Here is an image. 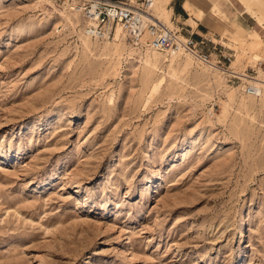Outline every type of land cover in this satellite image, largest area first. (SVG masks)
Listing matches in <instances>:
<instances>
[{
  "label": "rangeland",
  "instance_id": "obj_1",
  "mask_svg": "<svg viewBox=\"0 0 264 264\" xmlns=\"http://www.w3.org/2000/svg\"><path fill=\"white\" fill-rule=\"evenodd\" d=\"M34 1L0 0V264H264V0L206 3L219 71Z\"/></svg>",
  "mask_w": 264,
  "mask_h": 264
},
{
  "label": "built area",
  "instance_id": "obj_2",
  "mask_svg": "<svg viewBox=\"0 0 264 264\" xmlns=\"http://www.w3.org/2000/svg\"><path fill=\"white\" fill-rule=\"evenodd\" d=\"M72 6L83 19V32L94 39L111 37L116 29H122L123 38L134 48L149 50L164 56L188 54L201 62L218 67L220 60L231 61V54L223 52L210 39L195 40L179 29H171L153 11V0H72ZM211 43L217 60L211 61V52L205 49ZM261 66V64H259ZM246 93L254 94L250 85Z\"/></svg>",
  "mask_w": 264,
  "mask_h": 264
},
{
  "label": "crops",
  "instance_id": "obj_3",
  "mask_svg": "<svg viewBox=\"0 0 264 264\" xmlns=\"http://www.w3.org/2000/svg\"><path fill=\"white\" fill-rule=\"evenodd\" d=\"M156 2L158 4H155L156 6L154 14L164 24H174V26L177 27L176 29L181 30L184 35L191 34L192 37L197 41H200L202 37H204L210 39L214 43H217L218 48L223 47L224 51L230 49L229 46H224V44H222L224 43V41L218 39V29L223 28L225 25H229L228 21L223 19L221 15L216 16V14L213 12V15L209 13L211 6H209L210 9L206 7V3L209 2L208 0H155V3ZM162 3H166L167 6L171 8H169V12H167V17H165L163 13L159 11V4ZM215 5V3L212 4V6ZM195 9L202 10V16L200 18L194 17L197 14ZM189 12L191 14H194V16L189 14ZM187 21L195 22V25H192ZM234 23L237 25V27L240 26L242 30H247L248 28L252 27L250 20L246 19L243 16H237V19ZM257 40L258 37L255 34H252L251 39L247 40V44L255 47ZM205 47V49L209 51L211 50L212 44L207 43ZM211 54H213V52H211Z\"/></svg>",
  "mask_w": 264,
  "mask_h": 264
},
{
  "label": "bare ground",
  "instance_id": "obj_4",
  "mask_svg": "<svg viewBox=\"0 0 264 264\" xmlns=\"http://www.w3.org/2000/svg\"><path fill=\"white\" fill-rule=\"evenodd\" d=\"M29 1H33V0H29ZM34 2H36L37 3V8L39 9V10H43V11H47L49 8H50V5L49 4H47V3H44L43 2V0H37V1H34ZM49 2H51V3H54L52 0H49ZM162 5V4H161ZM160 5V8H159V11L160 12H162L163 13V15L165 16V17H167V10L164 8V6L162 5L161 6ZM69 8H70V10L72 11V12H77L78 13V11L77 10H75L74 8H73V6L72 5H70L69 6ZM158 18V17H157ZM169 28H170V26L168 25V24H166ZM121 28L118 26V27H116V29H115V31H114V33L115 32H117V30H120ZM171 29H173V28H171ZM122 30V29H121ZM113 33V34H114ZM87 36V35H86ZM89 37V36H88ZM108 38H110V37H108ZM107 38V39H108ZM165 58H166V62L168 61V59H174V58H178V55H172V56H170V57H168V56H164ZM187 58L188 59H191V60H195L193 57H191V56H189V55H187ZM195 61H197V62H200V63H202V64H204L205 66H208L209 68H211V69H214V70H216V71H219V69L218 68H214L212 65H210V64H208V63H206V62H204V61H200V60H195ZM156 60H154V61H152V65H155L156 64ZM234 62V61H233ZM228 72V71H227ZM229 72H230V70H229ZM231 72H234L235 73V71H231ZM224 73V72H223ZM240 76H242L241 78L242 79H245L246 81H248V82H250L251 83V80L253 79V78H257V77H248L245 73H242ZM250 86H252L253 88H254V94H256L257 95V93L260 91V86H262V84L261 83H259V82H254V83H251V85ZM154 174V173H153ZM154 177V176H153ZM243 233V232H242ZM243 236V235H242Z\"/></svg>",
  "mask_w": 264,
  "mask_h": 264
}]
</instances>
